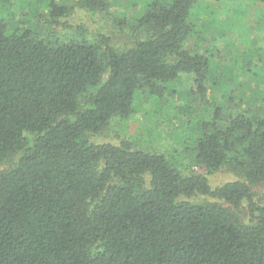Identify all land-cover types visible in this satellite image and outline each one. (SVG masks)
<instances>
[{"label":"trees","instance_id":"obj_1","mask_svg":"<svg viewBox=\"0 0 264 264\" xmlns=\"http://www.w3.org/2000/svg\"><path fill=\"white\" fill-rule=\"evenodd\" d=\"M29 1L38 30L0 0V264H264V112L251 113L264 88L247 93L264 81L209 82L210 54L187 47L206 42L191 19L199 0H142L130 20L109 0ZM247 2L264 24V0ZM73 7L128 31L126 46L63 22ZM183 77L190 170L90 140L128 120L138 93L163 114ZM192 166L236 180L212 188Z\"/></svg>","mask_w":264,"mask_h":264},{"label":"rangeland","instance_id":"obj_2","mask_svg":"<svg viewBox=\"0 0 264 264\" xmlns=\"http://www.w3.org/2000/svg\"><path fill=\"white\" fill-rule=\"evenodd\" d=\"M58 2L68 5L73 4L74 0H58ZM109 2L111 12L124 15L128 20L135 18L142 5V0H109ZM244 2L247 0H199L191 9V19L198 21L197 24L195 22L198 30L199 26L204 30L200 36L205 35L206 42L201 43L192 39L187 43V47L195 49L196 52H203L204 48L208 51L207 53L210 54L208 73L211 74L209 80L211 83L220 86H237L242 83L264 81V24L259 22L256 26L257 23L251 20L255 11L257 14L259 6L256 8L255 5ZM8 3L11 5L10 13L20 22H26L37 30L43 25L38 20V27L36 26L37 21L31 10L35 3L32 4L29 0H8ZM38 10L39 13H45L41 7ZM62 21L71 27L84 26L91 35L97 32L108 34L112 37L115 47L119 46L117 48H124L123 46L128 43L126 37L129 36V32H121L103 15L97 14L91 17L84 10L73 7L71 15ZM191 84V78L183 77L180 83L174 85L178 95L167 97L160 103L165 110L163 114L153 112V100L138 93L135 109L128 120L121 122L118 118H112L109 124L101 132L91 136L90 140L113 144L127 141L136 147L172 157L174 162H178L182 169H185L190 164L189 154L182 152L177 139L185 130L186 117L182 112H178L177 108L183 103L179 90L189 89ZM255 87L261 91L264 85H249L247 93L250 97ZM211 94V99L216 98V93ZM235 95L239 97L238 93ZM243 99L244 102L237 103L240 110L245 108L244 103L247 100L249 103L252 102L249 96ZM260 112L261 114L264 112V101L259 98L251 106V113L259 115ZM188 169L190 170L189 166L185 170ZM191 169L205 175L212 188L236 180L234 176L225 172L210 175L204 168L192 166Z\"/></svg>","mask_w":264,"mask_h":264}]
</instances>
